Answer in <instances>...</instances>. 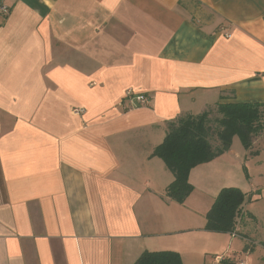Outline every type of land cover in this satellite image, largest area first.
<instances>
[{
	"label": "crops",
	"instance_id": "0c3cea01",
	"mask_svg": "<svg viewBox=\"0 0 264 264\" xmlns=\"http://www.w3.org/2000/svg\"><path fill=\"white\" fill-rule=\"evenodd\" d=\"M229 102L264 103V0H0V264H264V218L205 230L240 182L232 147L184 204L153 156L170 122Z\"/></svg>",
	"mask_w": 264,
	"mask_h": 264
},
{
	"label": "trees",
	"instance_id": "16d2710c",
	"mask_svg": "<svg viewBox=\"0 0 264 264\" xmlns=\"http://www.w3.org/2000/svg\"><path fill=\"white\" fill-rule=\"evenodd\" d=\"M216 108L219 116L214 119L215 129L209 111L195 116L183 115L168 124L164 141L153 152V156L162 159L174 176V181L166 189V197L178 204H184L194 190L189 183L192 169L228 152L235 136L251 152L256 149L259 135L264 134V103H219ZM212 129H217L216 146L210 140ZM246 197L240 188H224L207 214L205 230L234 233ZM135 264H183V261L177 252L146 251Z\"/></svg>",
	"mask_w": 264,
	"mask_h": 264
},
{
	"label": "rangeland",
	"instance_id": "374dc122",
	"mask_svg": "<svg viewBox=\"0 0 264 264\" xmlns=\"http://www.w3.org/2000/svg\"><path fill=\"white\" fill-rule=\"evenodd\" d=\"M130 95H133V94L128 93V97H130ZM145 98L147 99V103L142 106H147L148 103L150 102L147 97ZM135 106H137V104H135ZM76 109H73L72 113L76 116H81L82 112H80V114H76L75 113ZM205 111L210 112L212 126H214L213 129H215L217 124L214 123V119L219 116L217 112L216 104L214 106H210ZM84 113H85V110H84ZM216 130L212 131V134L210 137V140L214 146L218 145V141H217L218 138L216 137V133H217ZM263 136L264 134L259 135V137L257 138V142L255 143L256 149H254L251 152H248L243 147V145L241 144V141L239 140L237 136H235L233 139L232 150L234 151L235 155L237 154V156L240 157V160H241V164L239 166L240 182H238V184H233V185L237 186L235 188L239 187L244 192L249 191L253 193L252 195H249V196L247 194L246 200L241 208V211L238 214L237 222L244 218L247 222L250 220V216L252 215L260 216L261 218H264V145H263L264 142H263ZM254 198H255V201H254L255 203L252 206V208L251 207L249 208V205L250 203H252ZM233 234L235 235V233ZM208 257L209 259H212L214 256L209 255ZM220 257L222 256L215 257L213 263L214 264H226L225 263L226 256H223L222 259ZM242 257H243L242 258L243 260L246 259L245 255ZM192 264H195V263H192ZM242 264H246V262L244 261Z\"/></svg>",
	"mask_w": 264,
	"mask_h": 264
},
{
	"label": "built area",
	"instance_id": "2783aa9c",
	"mask_svg": "<svg viewBox=\"0 0 264 264\" xmlns=\"http://www.w3.org/2000/svg\"><path fill=\"white\" fill-rule=\"evenodd\" d=\"M4 13L7 14L8 13V10L7 9H4ZM132 98L136 99V101L141 104V105H145L147 103V99L142 96V95H139V96H134V95H130ZM80 112H82V114L84 113V110L83 109H76L75 110V113L76 114H80ZM223 257V256H222ZM222 257H220L222 259ZM218 258V259H220Z\"/></svg>",
	"mask_w": 264,
	"mask_h": 264
}]
</instances>
